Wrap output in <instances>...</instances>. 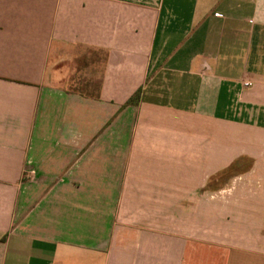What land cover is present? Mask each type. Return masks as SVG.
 Returning a JSON list of instances; mask_svg holds the SVG:
<instances>
[{
    "label": "crops",
    "instance_id": "0c3cea01",
    "mask_svg": "<svg viewBox=\"0 0 264 264\" xmlns=\"http://www.w3.org/2000/svg\"><path fill=\"white\" fill-rule=\"evenodd\" d=\"M0 264H264V0H0Z\"/></svg>",
    "mask_w": 264,
    "mask_h": 264
},
{
    "label": "rangeland",
    "instance_id": "374dc122",
    "mask_svg": "<svg viewBox=\"0 0 264 264\" xmlns=\"http://www.w3.org/2000/svg\"><path fill=\"white\" fill-rule=\"evenodd\" d=\"M92 81L93 82L90 84L89 88H87L86 90L94 89V87L96 86V82H95V79H93ZM77 88L82 89V90H85V87L82 86V84H80V83H79V87H77Z\"/></svg>",
    "mask_w": 264,
    "mask_h": 264
},
{
    "label": "trees",
    "instance_id": "16d2710c",
    "mask_svg": "<svg viewBox=\"0 0 264 264\" xmlns=\"http://www.w3.org/2000/svg\"><path fill=\"white\" fill-rule=\"evenodd\" d=\"M137 94H135V96L131 97L127 103H133L134 102V99L136 98Z\"/></svg>",
    "mask_w": 264,
    "mask_h": 264
},
{
    "label": "built area",
    "instance_id": "2783aa9c",
    "mask_svg": "<svg viewBox=\"0 0 264 264\" xmlns=\"http://www.w3.org/2000/svg\"><path fill=\"white\" fill-rule=\"evenodd\" d=\"M243 86H244V87H249V86H250V83H249V82H244V83H243Z\"/></svg>",
    "mask_w": 264,
    "mask_h": 264
}]
</instances>
